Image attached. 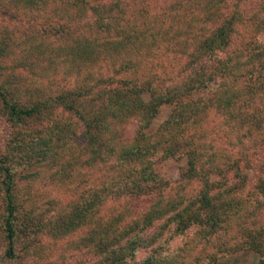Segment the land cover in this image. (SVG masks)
Here are the masks:
<instances>
[{
  "label": "trees",
  "instance_id": "trees-1",
  "mask_svg": "<svg viewBox=\"0 0 264 264\" xmlns=\"http://www.w3.org/2000/svg\"><path fill=\"white\" fill-rule=\"evenodd\" d=\"M250 1L0 0V264L41 253L42 235L75 237L91 264H217L238 251L264 264V158L249 154L264 152V6L243 10ZM166 160L184 166L164 201ZM83 169L102 173L51 212L19 197V179Z\"/></svg>",
  "mask_w": 264,
  "mask_h": 264
},
{
  "label": "rangeland",
  "instance_id": "rangeland-1",
  "mask_svg": "<svg viewBox=\"0 0 264 264\" xmlns=\"http://www.w3.org/2000/svg\"><path fill=\"white\" fill-rule=\"evenodd\" d=\"M264 6V0H251L248 4L243 5V10L250 13H260L261 7ZM260 11V12H259ZM259 39L264 43V31L260 33ZM99 72L106 73L105 67L100 63L97 67ZM109 72V71H107ZM169 114V108H163L161 114L155 119L153 123V128L155 129L160 123H162ZM136 131V121H131L130 123L123 126L120 130L121 139L123 141H130L134 136ZM8 133V126L4 119L0 118V147L4 143V138H6ZM249 154L252 156L251 165L258 164L264 158V152L249 150ZM259 165V164H258ZM184 162L166 160L155 165L156 171L159 175L168 182L167 189L163 192L164 201L174 195L178 190L179 185V173L181 168H183ZM256 166V165H255ZM99 167V166H98ZM73 177L70 179H64L60 177H51V173H44L42 170L38 178H33L28 184L26 180H18V190L20 199L29 197L37 208L41 207L43 209H49L52 211L49 202L53 203L55 200L59 202L66 203L69 200H74L76 196L82 191H84L91 183L94 182L96 178H99L100 170H86L83 169L80 173L76 174L72 172ZM184 185V194L189 196L195 194L199 188V184L195 181L189 183L183 182L180 187ZM146 199H138L134 202V206L137 209H143L145 206ZM60 203V204H62ZM48 206V208H47ZM134 208V207H133ZM108 213L113 212V206H108L106 210ZM260 222H264V214L259 216ZM246 222V221H245ZM244 224V222H243ZM160 222L154 224L145 235L152 236L157 234L159 231L158 226ZM167 234L163 233L161 241H167ZM75 240V237L69 238L67 240L55 239L51 235H42L41 247L42 252L30 257L22 262L14 261L8 264H91V255L88 254L84 249L79 250L71 247V241ZM157 243V245L159 244ZM169 244H166L167 250L171 251L177 246L182 245V239L175 237L169 240ZM156 246V245H155ZM71 248V249H70ZM74 248V249H72ZM148 253V252H147ZM146 251L140 253L139 258L143 259L147 255ZM258 257L253 252L249 251H238L233 254L227 255L217 264H257Z\"/></svg>",
  "mask_w": 264,
  "mask_h": 264
}]
</instances>
